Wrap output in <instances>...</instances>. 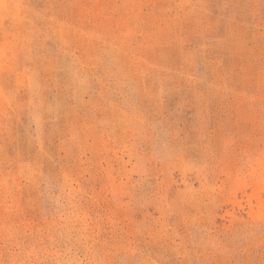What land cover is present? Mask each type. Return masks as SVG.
<instances>
[{
	"label": "rangeland",
	"instance_id": "374dc122",
	"mask_svg": "<svg viewBox=\"0 0 264 264\" xmlns=\"http://www.w3.org/2000/svg\"><path fill=\"white\" fill-rule=\"evenodd\" d=\"M0 264H264V0H0Z\"/></svg>",
	"mask_w": 264,
	"mask_h": 264
}]
</instances>
